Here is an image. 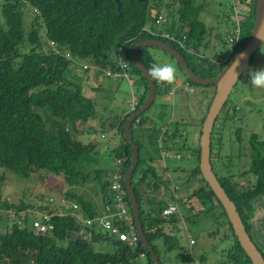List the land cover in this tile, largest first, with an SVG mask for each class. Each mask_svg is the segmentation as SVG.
<instances>
[{"label":"trees","instance_id":"16d2710c","mask_svg":"<svg viewBox=\"0 0 264 264\" xmlns=\"http://www.w3.org/2000/svg\"><path fill=\"white\" fill-rule=\"evenodd\" d=\"M207 6L208 0L0 1V211H11L14 216L11 227H7L0 235V264H139V252H144L149 264H154L141 242L132 252L126 244L103 232L98 225L88 226L77 217L93 218L101 214L100 209L112 202L109 179L115 170L116 160H122L123 179L131 162L132 149L125 139L123 124L133 112H118L114 108L108 113H105L106 109L98 112L96 103L98 98H113L118 80L125 78L143 86L136 108L141 106L147 96L149 82L135 65L131 47L145 39H162L182 53L189 68L199 77H215L250 36L256 15V0H231L228 6L222 8V15L217 14L218 23L223 17L225 23L231 22L232 27H228L230 31L225 41L215 33L214 36L219 39L216 44L221 42L220 48L218 45L212 48L216 50L215 54L208 52L209 41L206 39L212 27L200 19V14L206 11ZM30 11L32 19L28 30L25 16ZM161 14L171 21L160 29L156 20ZM236 26L239 32L234 37ZM161 32H169L179 39L185 36L186 47L182 48L175 41L162 36ZM26 47L30 48L27 52L24 50ZM149 48L140 46L138 50L147 69L157 63ZM74 59L87 60L88 65L83 70L89 74L81 78L84 88L80 81L75 80L77 76L74 65L77 64ZM178 66L183 73L180 64ZM184 76L190 87L213 86L212 100L215 85H199ZM154 81L156 95L160 92L161 96L172 84ZM202 90L205 92V89ZM85 92H95L96 99L93 100ZM211 100L207 103V111ZM237 110L235 101L227 99L217 116L220 117V123L218 127L214 123L211 133V165L221 186L234 202L251 240L264 257V138H259L258 133H251L248 137L250 152L245 161L247 169L242 173L246 182L241 186L233 183L230 161L239 157L243 151V133L238 136L232 131ZM145 111L133 120L130 128L134 142L139 147V160L131 182L139 205L144 235L163 264L155 241L163 239L168 249H181L182 244L177 236L168 233L165 226L174 231L185 217L181 211L179 214L162 217V208L169 201H176L177 204L180 202L186 212H190L187 217L189 220L197 212L185 199L177 197V189L174 194L169 191L170 183L162 181L153 165L155 156L151 148L157 147L161 135L165 136L159 143L162 153L178 154L183 149H191V146L187 144L186 138H182L180 143L174 139L179 131V121H174L172 131L164 127L161 134L157 124L144 115ZM93 116L100 119V130H106L109 123L116 125L122 134V140L111 149L116 159L113 158L115 166L107 169L99 164L96 145L92 142L84 143L76 137L79 126ZM203 120L199 123L200 127ZM136 130L139 138L147 130L144 134L147 141L136 139ZM222 134H226L227 138L221 137ZM223 140L234 144L238 142L237 150H222ZM196 152L197 161L190 166V170L186 169L188 172L178 171L176 166L172 169L185 173L182 177L184 183L191 184L196 180L197 187L191 196L198 198L203 206L201 212L215 206L221 209L218 218L222 217V220L209 234L212 237L218 236L214 238L218 242L229 241L228 246L221 250L222 259L218 264H252L240 246L221 203L202 178L199 143ZM165 166L170 170V166ZM217 166H223L224 170H218ZM7 172L29 178L30 181L34 174L47 177V180L53 175L62 174L61 179L67 187L62 191L59 203L55 201L57 198H43V191L37 194L32 192L33 189L28 190L27 195L33 196L34 202L20 197L16 203L7 196L2 197L1 185L4 184ZM136 176L137 182L139 180L141 183L144 179L153 180L147 182L151 191L148 193L144 190V196L136 188ZM89 184L94 187L95 195L84 196L86 191L80 186ZM161 186L170 192L171 200L164 203L159 197L156 204L153 197ZM51 188L50 185L48 189ZM72 203L77 205V209L72 207ZM66 204H69V208L65 212ZM145 204L148 209H145ZM259 209L263 215L255 218ZM28 211L50 214V220L44 223L52 224L53 228L43 234H36L31 219L27 221ZM182 254H186L187 260H195L189 250H184Z\"/></svg>","mask_w":264,"mask_h":264},{"label":"rangeland","instance_id":"374dc122","mask_svg":"<svg viewBox=\"0 0 264 264\" xmlns=\"http://www.w3.org/2000/svg\"><path fill=\"white\" fill-rule=\"evenodd\" d=\"M230 1L231 0H208V8L206 9V11L200 14V19L208 27H212L211 34H207L209 36L206 35V39H208L209 41L210 49L208 50V52L212 54L216 53V50H213L212 48L215 47V45H218V47L221 45V42L216 44L218 39L216 36H214L216 32L217 34H219V36L224 39V41L228 39L230 31L228 27H232L231 22L225 23L223 17H221L218 23V18L216 16L217 14L222 15V8L226 5L228 6L230 4ZM235 1L237 2L239 0ZM25 17V20H27L26 29L30 30L29 23L32 19V12H28ZM227 45L229 47L232 46V44ZM29 49V47H26L24 50L25 52H27L29 51ZM149 52L152 54L157 63L173 64L177 70L175 81L182 82L183 85L181 87L185 86L186 77L182 73L176 61L169 54L156 47H150ZM86 61L87 60L79 61L77 59H74V62L77 64L74 65L75 74L77 78L75 75H73V77L74 79L76 78L75 80L80 81L81 84L83 82L81 78H83V76H86V74H89L88 72L83 70L84 68H81L84 67L83 65L85 64L88 65ZM89 68H92V66L89 65ZM250 68H264V41L261 46L255 51L252 62L242 73L241 77L236 82L228 98V100L235 101L236 105L238 106V113L236 114V117L233 121V124H235L232 131L234 134H238V136L243 133L241 141L243 144V151L241 150L239 157H234L233 161H230L232 166L230 172V175L232 176V182H236L240 186L243 182H246V178L243 176L242 173L247 169V162L245 161L248 159V155L250 152L248 137L251 135V133H258L259 138H264V88H253L252 85L249 83V77L246 75V73ZM175 81L172 82V84L170 85V88L172 90L174 89V86L177 85ZM82 86L84 88L83 84ZM117 86L118 87L114 92L115 94L113 95V98L109 96L97 99L98 103H96V107L98 112H101L106 109L105 113H108L111 108L117 109L118 112L120 110H128L132 102V98L134 96H138L140 100L143 92L142 85H139L138 83H133L132 80L128 81L127 79L122 78L118 80ZM193 89V92L187 91L185 93L186 95H183L180 101L179 99H177L175 104L173 102L172 95H168L167 93V95L161 96L162 94L158 92V95H156L154 102L145 111L144 115L149 117L150 120L154 121V123L157 124V130L161 129V134L163 133L165 128H168V130L172 131L173 125L175 124L174 121L180 122V124L177 126L179 130L178 134L176 133L174 139H176V141L180 143L182 141V138H186L187 144L191 146V150L193 151L188 152V150L183 149L178 154H175L174 152L168 154L162 153L159 148V143H161L162 139L165 136L161 135L158 139L159 142H157L159 145L157 144V147L151 148L155 156V161L153 165H156L158 175L160 176L162 181L166 180V182L170 183L169 191L174 194V192L178 190L177 192H175L178 198L189 199L192 197V199H194L193 201L197 204L195 200L197 197L191 196L192 191L197 187L196 180H194V182H192L191 184H189V182L184 183L182 177L185 173H178L173 171L172 169L173 166H176L178 171L185 170L186 172H188V170L186 169L190 170V166L195 165L197 161V157H193L191 159L190 155H196L197 153L195 150H197V144L199 143L200 137L199 131L201 130L199 123L205 117V112L207 111L206 106L207 103L211 100L214 88L213 86L203 87L195 85L193 86ZM202 89H205V92H203ZM86 94L88 96H91L93 100L96 99L95 92H90ZM177 95H179L178 92L174 94V96ZM219 118H217L215 121V127H218V124L220 123ZM114 126L108 123L106 130H100V119L98 117L93 116L92 118H89L86 123L81 124L77 130V138L81 139L84 143L92 142L96 145V150L98 152L97 158L99 159V164L103 167V169H107L108 167H111L113 165L115 166V162L113 161L116 159L114 158L111 149L115 145L119 144L120 140H122V134L118 131L117 126ZM146 132L147 130L143 131V136H140L139 138L137 136L138 132L136 130V139L147 141V138L144 137V134ZM220 136L227 138L226 134H222ZM238 144V142L237 144H234L233 142L231 143L228 140H223L221 143V147L224 151H228L229 149H231L232 152H234L235 150H237L236 147L238 146ZM157 151H159L160 153H157ZM158 154H161L162 157H159ZM144 158H146L145 155ZM164 164L168 167L170 166L168 168L170 170H167ZM223 166H217L216 168L218 170H224ZM61 175H53L47 180V177H41L38 174H34L32 175V180L30 181L29 178H24L21 176H17L12 172H7L6 179L3 182L4 184L1 185L2 197L7 196L9 199L16 203L18 202L20 197H22L24 200H31V202H34L33 196L28 197L27 195L28 190L30 191L31 189H33L32 192H35L37 194L38 192L43 191V198H48L49 196L57 198L58 200L55 201L56 203H59L60 196H62V191H64L67 187V185L63 182V179H61ZM137 176L135 177L134 183L136 185V188L138 190L140 189L142 196H144V190L148 191V193L151 191V189H149L150 187L148 186V183L153 180L144 179L141 183L139 182V180L137 182ZM50 185L54 189H48ZM80 187H83V190L86 191V195L84 196L95 195V190L92 185L89 184ZM169 191L165 190L164 187L161 186V188L156 191V195L154 194L155 196L153 197L156 201V204L159 200V197L160 199H163L164 203L167 200H171V195ZM23 194L24 196H22ZM144 206L145 209H148L146 204ZM179 206L185 218L180 221V223L178 224V228H174V231L168 230V226H165V230L168 233L175 234L177 236L180 243L182 244V248L179 250L168 249L163 239L156 240L155 244L159 253L161 254L163 264L218 263L222 259L221 250L228 246L229 241L224 240L223 242H218V240L214 239L218 238V236L212 237L209 234L213 232L214 229H216L217 225L222 220V217L218 218L221 213V209L218 206H215L206 212H197L195 213L193 219L189 220L187 217L189 216L190 212L187 213L185 211V208H183L180 204V202ZM68 208L69 204H66L64 206L65 212L68 211ZM38 213L40 212L28 211L27 221L31 219L30 217H32L33 214L37 215ZM23 214L24 213H22V215ZM261 215H263V212L261 209H259L257 210L254 217L258 218ZM0 216L1 235L5 232L7 227H11L14 216L11 211L7 213L6 210H1ZM192 239L194 240V242H196L194 245L189 244L190 240ZM184 250H189L194 255L195 260H187L186 254H182ZM141 260H147L146 256L144 258H141Z\"/></svg>","mask_w":264,"mask_h":264},{"label":"water","instance_id":"95a60500","mask_svg":"<svg viewBox=\"0 0 264 264\" xmlns=\"http://www.w3.org/2000/svg\"><path fill=\"white\" fill-rule=\"evenodd\" d=\"M119 2V0H116ZM264 41V0H256V15L253 28L250 36L242 43L236 53L232 56L230 61L223 69L212 78L199 77L196 73L191 70L184 58V56L171 45L163 41L162 39H145L136 42L131 47V55L135 65L147 78L149 82V89L147 96L142 105L127 118L123 124V132L125 139L131 146V162L124 174V186L127 191L134 221L136 225L137 234L140 238V242L143 244L145 250L149 253L150 258L154 264H161L159 256L153 250L152 245L146 239L139 213L138 201L132 186L131 178L132 173L139 160L138 145L134 142L131 124L135 118L143 113L156 97V84L154 79L149 75L148 69L142 63L138 50L140 46H150L159 48L167 52L174 60L180 64L183 73L194 83L199 85H215V94L210 103L208 112L203 120L201 126V134L199 137V168L202 178L206 181L210 189L213 191L216 199L221 203L229 222L232 225L234 234L237 240L244 250L245 254L250 258L252 264H264V257L261 252L257 249L249 234L246 231L245 225L237 212L234 202L229 198L224 188L218 181L211 165V133L214 127L217 115L221 111L225 102L228 99L234 85L241 77L242 73L249 66L250 58L252 54L261 46Z\"/></svg>","mask_w":264,"mask_h":264},{"label":"built area","instance_id":"2783aa9c","mask_svg":"<svg viewBox=\"0 0 264 264\" xmlns=\"http://www.w3.org/2000/svg\"><path fill=\"white\" fill-rule=\"evenodd\" d=\"M156 22L161 26L160 28L166 27L169 23V19L163 14L158 16ZM236 24H238L236 20ZM234 30V37L238 35L239 27ZM163 36L170 38L171 40L178 43L181 47H186L185 36L182 39L176 38L169 32H161ZM232 40V39H230ZM53 44V42H51ZM86 67V66H84ZM128 78V76H127ZM134 104L131 105V110H134ZM122 160H116L115 170L112 172L110 177V190L112 192V202L106 204L104 210L101 214L95 216L94 218H86L85 224L88 226L98 225L101 230L107 233L114 239L126 244L132 252H135V248L139 245L140 239L137 234L136 225L133 218V213L131 211L130 203L122 189L123 175L122 173ZM122 180V181H121ZM194 199H189L188 202L195 210L202 209V205L196 198L197 204L193 201ZM63 203H66L63 200ZM199 205V206H198ZM72 207L77 209V205L72 203ZM179 209L177 203L174 201H169L166 206L161 210L162 217H167L169 215L178 214ZM51 215L45 214L41 215L38 213L35 217L31 218L30 222L36 234H43L50 231L53 228L52 224H45V220H50ZM194 243V240H190V244ZM145 257L144 252L138 253L139 264H149L147 260H141Z\"/></svg>","mask_w":264,"mask_h":264},{"label":"clouds","instance_id":"9594fccd","mask_svg":"<svg viewBox=\"0 0 264 264\" xmlns=\"http://www.w3.org/2000/svg\"><path fill=\"white\" fill-rule=\"evenodd\" d=\"M170 21L169 20V23L170 24ZM161 29V28H160ZM173 35V34H172ZM163 36V35H162ZM174 36V35H173ZM166 37V36H164ZM168 38V37H167ZM170 39V38H168ZM171 40V39H170ZM173 41V40H172ZM190 45V43H188ZM183 48V47H182ZM182 54V53H181ZM174 59V58H173ZM177 63V62H176ZM83 66H86L87 65H83ZM86 67H83V68H86ZM148 73L149 75L156 81L158 82H162V83H168V84H171L172 82L175 81L176 79V74H177V70L175 68V66L171 63H164V64H159V63H153L152 66L148 69ZM246 75L249 77V83L252 85L253 88H264V68H260V69H253V68H250L248 70V72L246 73ZM177 83V81H176ZM183 84H177L176 86H174V89L172 90L171 88H169L166 93L164 95H172L174 96V94L176 93V91L180 90V87L182 86ZM182 89V92H187V91H194L193 87H190L187 83L185 84L184 87H181ZM170 93V94H169ZM185 95V94H184ZM139 101V97L138 96H134L132 98V102L130 104V107L129 109L127 110L128 112H135L138 108L137 107V103ZM212 101V100H211ZM134 104V110H131V105ZM175 104V103H174ZM182 104V103H181ZM142 105V104H141ZM209 109V108H208ZM208 112V111H207ZM220 113V112H219ZM207 114V113H206ZM205 114V116H206ZM218 116V115H217ZM205 118V117H204ZM216 121V120H215ZM124 183V182H123ZM189 199H192L189 198ZM189 199H185V201L188 202ZM198 199V198H197ZM176 203V201H174ZM189 203V202H188ZM178 205V209H179V212L178 214L180 213V207H179V204ZM191 205V204H190ZM131 207V205H130ZM192 207V206H191ZM203 207V206H202ZM193 208V207H192ZM132 209V208H131ZM194 209V208H193ZM203 209V208H202ZM202 209H199V210H195V212H201ZM133 213V212H132ZM34 215V214H33ZM83 223H85V220L86 218L88 217H81V216H77ZM94 218V217H93ZM134 218V216H133ZM135 222V221H134ZM190 238V237H189ZM140 239V238H139Z\"/></svg>","mask_w":264,"mask_h":264},{"label":"crops","instance_id":"0c3cea01","mask_svg":"<svg viewBox=\"0 0 264 264\" xmlns=\"http://www.w3.org/2000/svg\"><path fill=\"white\" fill-rule=\"evenodd\" d=\"M182 82H180V81H177V84H181ZM176 92H178L179 93V95H177V96H173V102L175 103L176 101H177V99H179V101L181 100V97H183V95H184V93L182 92V91H180V90H178V91H176ZM189 151H193V150H188V152ZM196 151V150H195ZM193 157H196V155H190V158L192 159ZM155 167H156V165H154ZM99 199V198H98ZM171 202H173V201H171ZM180 207V206H179ZM103 210H104V208H102V209H100V211H101V213L103 212ZM181 210V209H180ZM99 211V212H100ZM186 211V210H185ZM181 213H182V210H181ZM97 216V215H96ZM84 217H86V216H84ZM95 217V216H94ZM216 264H218V263H216Z\"/></svg>","mask_w":264,"mask_h":264}]
</instances>
